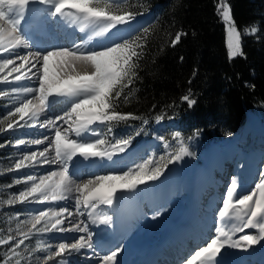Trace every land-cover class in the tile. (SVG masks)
Listing matches in <instances>:
<instances>
[{"label":"snow or ice","instance_id":"snow-or-ice-1","mask_svg":"<svg viewBox=\"0 0 264 264\" xmlns=\"http://www.w3.org/2000/svg\"><path fill=\"white\" fill-rule=\"evenodd\" d=\"M36 3L42 6H50L47 16L51 19L65 18L67 16L83 19L85 27L92 25L101 26L100 31L95 32L96 36H103L109 30L116 28L118 25H125L134 20L133 13H125L123 15H115L107 10L106 7H100L98 4L94 6V0H0V57L9 54L15 57L0 58V72L10 68V72L16 73L13 77L14 81L21 79L31 80L38 84V87H24L22 89L14 88V93L22 92L25 95L32 94L35 99H25L15 107L14 112L7 113L8 116H18L21 123L17 127H23L32 122L35 126L40 114L48 109L50 97H75L67 111L62 116L55 117V120H47L40 127L56 128V122L62 121L69 123V127L62 133L56 128L55 136L49 142V147L54 144L55 157L50 159L49 147H45L43 151H32L29 155H25L23 159L16 162V170L26 167L25 161H32L33 164L58 163L60 168L58 171L49 172L47 175L40 176L37 180L35 175L27 176V181L31 186L19 193L21 203L46 201H58L67 199V194L72 192L86 193L83 197L85 207L96 209L97 203L112 206L119 193L125 191H135L139 186L146 185L150 182L158 181L168 170V166L180 163L187 156L193 153L183 145L180 149L170 154L167 162L161 165L158 161L151 159L145 163H140L135 168H129L121 174H110L106 176H96L94 180H88L82 185L75 183L69 174L70 162L74 157L80 156L85 160L89 158L105 157L109 160L118 153L128 150L135 139L141 133L136 132L135 136L129 135L127 138L116 139L115 143L110 145L111 150L105 149L107 141L102 138L93 140L92 142H81L78 139L69 138V132H73L75 136L80 137L83 133L91 130L94 124H106L109 122H126L128 119L136 117L131 113L122 114L113 110V105L109 102L113 95L116 98L121 96L123 81L133 73L135 65L132 63L133 57H137V47L141 45L135 44V41L124 40L114 42L111 45L103 44L85 46V41L74 42L71 47H57L50 50H28L24 55H17L16 49L23 47L31 49L27 40L23 39L21 33L22 21L25 20L26 11L30 4ZM218 14L222 17L223 22L227 25V49L229 58L243 56L241 44V31L238 30L233 16L231 14L230 5L222 3L217 7ZM18 18H13L12 14ZM7 25V30L3 26ZM84 29L82 28L81 31ZM145 32L147 29L144 30ZM245 34L248 30L245 29ZM253 33L257 32V28H252ZM182 35L186 33H177L172 41L174 47L181 40ZM183 59V58H181ZM19 61V63H17ZM50 61H53V67L50 69ZM77 62L83 65H90L92 71L77 70ZM8 82L6 78H2ZM129 83L131 81L129 80ZM5 95L0 92V96ZM127 99V97H125ZM189 107L195 104V100L189 94L181 97ZM175 117H168L174 119ZM163 117L157 116L156 122L159 123ZM148 123L147 120L144 121ZM8 129H13V123L8 124ZM4 131V129H0ZM112 129L109 128V132ZM96 135H101L99 131H95ZM194 135L196 133L194 132ZM230 135V133L228 134ZM181 138V132L175 131L174 140ZM49 138L44 140H35L34 144H42ZM159 140L163 141L164 136H159ZM192 139V137H189ZM24 140H20L17 144H24ZM167 146V145H166ZM163 159V157H161ZM153 164V167H148ZM260 181L255 185L249 194L239 195L237 198L238 184L236 179L226 189V194L222 198V207L218 209V222L215 228L216 235L206 244L188 257L184 264H218L217 257L226 247L234 249L247 250L252 246L258 245L264 241V168L260 171ZM20 183V181H16ZM107 188L105 189V185ZM37 197L39 199H37ZM31 198V201L30 199ZM14 199H9L8 204H14ZM80 197H76V208L79 212ZM67 212L68 217L73 214L68 212L66 208H61L59 212L48 208L45 211H39L38 214L31 217L32 227L27 233H20L21 239L14 247H19L24 240L29 237L33 230L40 233H47L55 230L59 233L79 232L82 233L75 239L74 243H60L58 250L54 256H61L68 253H80L81 250H92L93 239L96 232L91 231L88 224L73 223L71 228L62 227L64 213ZM81 215L83 213H80ZM162 213L158 210L150 218L156 219ZM88 216L92 224L112 227L113 216L100 215L93 216L91 212ZM233 218L239 223L232 224L230 229L226 230L225 225L232 221ZM55 223H51L52 220ZM51 223V228L48 224ZM43 225V227H38ZM245 229H256L258 234H243L239 239H233L236 233H242ZM14 237L9 236L8 241H13ZM8 241L0 240V244ZM123 251V247H116L99 257L101 264H115L118 254ZM96 257V253L91 254ZM49 260L53 256L48 257Z\"/></svg>","mask_w":264,"mask_h":264},{"label":"trees","instance_id":"trees-1","mask_svg":"<svg viewBox=\"0 0 264 264\" xmlns=\"http://www.w3.org/2000/svg\"><path fill=\"white\" fill-rule=\"evenodd\" d=\"M222 3L230 5L241 31L243 56L229 58L226 24L217 12ZM96 4L117 15L151 13L148 23L127 39L141 47L121 96L109 100L113 110L136 118L106 123L107 130L120 133L157 116H174L179 141L188 145L194 132L208 139L227 136L240 131L251 113H264V0H94ZM255 25L261 27L256 36L242 34ZM177 33L186 35L173 47ZM186 94L195 100L191 107L181 100ZM4 104L0 101V114ZM5 255L0 250V262Z\"/></svg>","mask_w":264,"mask_h":264},{"label":"rangeland","instance_id":"rangeland-1","mask_svg":"<svg viewBox=\"0 0 264 264\" xmlns=\"http://www.w3.org/2000/svg\"><path fill=\"white\" fill-rule=\"evenodd\" d=\"M110 1H121V0H110ZM13 18H18L15 16V13L12 14ZM51 22V18H49ZM52 23V22H51ZM50 23V24H51ZM54 23V22H53ZM52 23V24H53ZM5 29L7 30V25L4 26ZM141 27V26H140ZM140 27L135 28L129 35L123 37L121 40L117 42L123 43L124 40H127L130 35L137 31ZM257 28L258 31L253 33L251 31L252 28ZM245 29L248 30L247 34H245ZM261 30V27L258 25L255 26H250V27H245L243 29L242 34L244 36H256ZM226 31H227V25H226ZM21 36L23 34L21 33ZM111 45V44H108ZM107 45V46H108ZM66 47V46H64ZM23 47H20L19 50L16 51L17 55H24L28 50L31 49H25L24 51H20V49ZM51 49V48H50ZM46 49V50H50ZM53 49V48H52ZM36 49L34 48L32 51H35ZM0 58H12L15 59L14 56L5 54ZM54 62L50 61V69H52ZM77 70L83 72L84 70L87 71H92V67L90 65H83L77 62ZM16 75V73L10 72L9 69H5L3 72H0V92H4L5 95L0 96V101L5 102L4 104V111L2 114H0V129H4V131H0V240H5L8 241V237L12 236L14 237L13 241H8L5 244H0V250L2 252H5L6 255L3 259V261L0 262V264H48L50 261H52L54 258L57 256H54V253L58 250V243H61V236L63 233L56 232L55 230L47 233H40L36 232L35 230L32 231V233L29 235L27 239L24 240L23 244H20L19 247H14V244H18L19 240L21 239L20 233H27L29 229L32 227L31 225V217L38 214L39 211H42L46 207H50L51 204H57L59 202L63 203L65 207H68V198L65 200H58V201H46L43 203L39 202H28V203H21L19 200V193L21 191H24L26 188L30 187L31 184L30 182L27 181V176L29 175H35L38 178L37 173L44 167L47 168V166L53 164V163H47V164H41L39 167L36 164H33L32 161H25L26 167L20 170H16L15 164L18 160L23 159L25 155H29L30 149L34 147L33 141L39 139V140H44V135L38 134L36 136H32V131L38 127L37 124L35 126H32V122L29 121L28 124L24 125L23 127H17V124L21 123L19 121V118H16L12 120L9 123H13V129H8V124H5V122L10 118V116L7 115L8 112L12 111L14 112L15 107L19 106L21 102H23L25 99H33V102L35 103V99L33 98L32 94L25 95L22 92L20 93H14L12 89L14 88H19L22 89L24 87H38V84H36L34 81L31 80H26V79H21L20 81H14L13 77ZM8 82H5L4 79ZM73 101L76 99L75 97L71 98ZM63 106H67L66 104ZM61 110H58L53 116H62L63 113H61ZM49 114V113H47ZM251 124L254 126V129L252 130L251 137L257 139L258 135V147H256L255 152L251 155L253 147L251 145V141L248 142V148L245 146V150L242 147H237L239 149V155L243 156V151H245L244 157L242 158V161L239 162V167L238 168H245V166H253L259 162V166L253 168V173L249 174L252 175L251 177H247L248 179L244 180V183L242 185H245V188L240 191V194H249L252 189L255 188V185L259 183L260 181V171L262 168H264V158L262 156L257 157L259 152L263 151V146L264 141L260 139L261 136L264 135V113H257V114H251ZM54 118V117H53ZM53 120V119H52ZM161 128H157V122L155 121L152 125H146L145 123L143 126H137V125H129L124 130L120 133H117L114 129L112 132H109L107 130V124H99L97 126V129L95 131H99L101 135H96L94 134V139L102 138L107 141V143H115L116 139H121V138H127L129 135L135 136L136 132L140 131H145L146 133H150V137L156 138V142H160V145L158 146H152L149 148V150H146L143 152L144 156L141 157L140 159L136 160L133 163H130L127 168L122 170V172L127 171L129 168H135L137 164L140 163H145L147 160L151 159L153 161H158L161 165L165 164L167 160L170 158V154L178 151L180 147L183 145L184 147H187L191 153H193L192 156H187L184 158V160L180 163H175L171 164L168 166V169L172 171L175 169L176 165L183 166L185 171L190 172V177L188 180H182L180 179L179 181L183 182L184 185H188V189L191 188L190 182L192 179V163L194 161H197L199 158H201L200 155L202 153H199V150L201 149L202 143H205V139L203 138L204 135L202 133H197V135L191 136L192 139L188 140V145H185V143H182L179 140H174L173 139V134L175 131H177L176 128H173L176 126L175 120L174 119H165L163 118L161 122ZM57 128L59 130L61 129L62 125H59V123L56 122ZM66 128H68L66 126ZM95 133V132H94ZM164 136V140L161 141L158 139L159 136ZM55 136V135H54ZM72 136L71 131L69 132V137ZM136 137V136H135ZM76 139V138H75ZM24 140V144H17L18 141ZM106 143V144H107ZM49 144V142H48ZM47 144V147H48ZM262 144V145H261ZM167 145V146H166ZM53 147V145L51 146ZM49 147V148H51ZM111 149V148H109ZM238 155V156H239ZM251 155V157H250ZM259 156V155H258ZM163 157V159H161ZM250 157V158H249ZM54 165V164H53ZM52 165V166H53ZM74 165V161L70 162L69 169ZM57 166L59 167V164L57 163ZM57 166H54L51 170L52 171H58ZM153 164H149L148 167H153ZM60 168V167H59ZM43 170V169H42ZM236 166L233 167V172H235ZM232 171V168H231ZM122 172H113V171H106L105 172H98L95 174H86L83 173L82 175H78V177H75L71 174V170H69L70 176L73 177L75 180H80L85 178L86 181L88 180H94L96 176H106L110 174H121ZM231 172L232 174H234ZM172 174V173H171ZM173 175V174H172ZM179 177V176H178ZM241 177V175H240ZM239 177V179H240ZM173 178V176H172ZM16 181H20V183H16ZM81 181V180H80ZM78 181V182H80ZM228 181V180H227ZM232 182H228L226 185L229 187ZM239 186V184H238ZM84 195V193H83ZM83 195L80 198V207L81 206V200L83 199ZM68 197V196H67ZM9 199H14L16 202L14 204H8L7 201ZM31 201V198H29ZM37 199H39L37 197ZM193 202V200H192ZM46 203H49L48 205ZM196 203L200 204L199 208H194L191 211V214H193V211L195 212L202 211L204 209V201H197ZM47 205V206H46ZM79 207V208H80ZM76 210V204L74 207ZM81 211L84 212L86 209H82ZM190 215V214H188ZM84 215H82L83 217ZM62 218V217H61ZM87 219V216H86ZM84 219V222L87 224V220ZM200 219V218H199ZM54 220L51 221L53 223ZM208 222V219H203L201 218L200 220H197L193 222L198 225V229L202 233V235H205L204 228L201 227L202 223ZM51 223L48 224V227L51 228ZM84 223V224H85ZM211 225V223H208ZM38 227H43V225L38 226ZM215 225H213V228ZM69 228V227H66ZM216 228V227H215ZM214 231L212 234H210L207 239L204 240L203 243H208L210 242V239L214 238L216 235ZM91 230V229H90ZM92 231V230H91ZM257 233V231H256ZM81 235V233H78L76 237ZM204 237V236H202ZM142 239V237H140ZM154 240V239H153ZM150 244H154L155 241L151 242L148 240ZM262 242V241H261ZM264 242V241H263ZM202 244V243H201ZM200 245V244H198ZM258 245L252 246L250 249L251 253H255L258 250ZM249 252V253H250ZM83 253L82 256L77 257L76 259H70V258H64L60 259L58 261H52L50 264H71L72 260L78 261V264L84 263L86 260H91L92 253H96L97 258L95 262H92L90 264H101V261L99 257L101 255L98 254V251L96 248L93 247L92 250L84 251L81 252ZM191 253V252H190ZM188 254V253H187ZM194 254V253H191ZM239 254V253H238ZM104 255V254H102ZM53 256V259L49 260L48 257ZM39 257V258H38ZM36 259V261H35ZM249 259V257H248ZM252 259V258H251ZM158 260V259H157ZM158 263L161 262L162 259L157 261ZM88 262V261H87Z\"/></svg>","mask_w":264,"mask_h":264},{"label":"bare ground","instance_id":"bare-ground-1","mask_svg":"<svg viewBox=\"0 0 264 264\" xmlns=\"http://www.w3.org/2000/svg\"><path fill=\"white\" fill-rule=\"evenodd\" d=\"M37 8H43V12L44 10H46V14L50 8V6H42L39 4H35V6H28L27 11H26V16H25V20L22 21V28L24 25V22L27 20L26 18H31L34 15L37 17ZM45 14V15H46ZM56 20L59 19L55 18ZM55 19H51V22L53 23V21ZM148 20V16L147 15H139L137 16V18H135L133 21H131L128 24L125 25H118L116 28L109 30L108 33H105L103 36H96L95 32L100 31V27L101 26H97V25H92L87 28V31L90 35H93L94 38L97 39H102V40H108L110 38L112 39H122L123 37L127 36L130 32H132L135 28L140 27L141 24L147 22ZM45 21L49 24L51 23L49 20L48 16H45ZM80 24L82 26H85V22L83 21V19H79ZM3 26H6V24H4ZM60 34V33H59ZM23 39L27 40V42L29 43V45L31 46V50H33L34 48L36 50H43V49H39L37 46V44L34 43H30L28 37L26 35L23 34ZM114 42V41H113ZM112 42V43H113ZM107 46V45H106ZM57 47H64L61 45H53V46H49L46 47L44 50L46 49H52V48H57ZM68 47V46H66ZM19 50V48L16 49V51ZM25 48H21L20 51H24ZM27 53V52H26ZM17 63H19V61H17ZM75 102V100L71 101L69 97H50L49 98V107L47 110H45L44 112H42L38 118V120L36 121V124L38 125V127H36L33 131H32V136L34 139V136L36 135H44L47 136L49 139L47 141H44V143L42 144H35L34 147L32 149H30L29 153H31L32 151L37 152V157L39 158V152L43 151V149L45 147H47L48 142L52 141L54 139V135H55V131L57 128H52V127H44L41 128L40 125L44 124L47 120H55V116H53V114H55L56 112H58V110H61V113H64L65 111L68 110V108L70 107L71 103ZM67 105V106H63V105ZM49 113V114H47ZM54 117V118H53ZM31 122V121H30ZM57 123H59V125H62L60 131L63 133L64 130L66 129V126H68V123H64L62 121H57ZM98 126V125H97ZM161 124L157 123V128H161ZM44 133V134H43ZM72 133V136L69 137L71 139H75L76 136ZM244 134H241L240 136L236 137L234 142L227 147L226 145L222 144L221 148L218 151V155L222 154L223 152H225V157L221 158V157H217L218 160L217 162L219 163L218 166H216L210 173V177L208 179H206L205 177L201 178L202 181H204V185L201 189V191L199 190L198 193L195 192V190L192 189V186L196 180L195 178V172L194 169H192V179L190 182L191 186V190L188 189V185H184L183 182L179 181L180 179L184 180H188L190 177V172L189 171H185L183 166H179L176 165L175 169H173L171 171V173L173 174V187H172V192L171 195L169 196V198L166 200V204L162 207V208H158L157 210L154 211L157 212L158 210L162 213V215H160L158 218L156 219H152L150 217H152L154 215V213L147 219V224L146 225H142L140 227V229L138 230V237L135 241V244L133 245V255L131 257V262L132 264H136L138 262H140V264H176V261L178 262L179 260L184 259L180 264H184L185 260L190 257L191 253H194L196 250H198L200 247L206 246V241L205 243L204 240L207 239V237L212 234V232L214 231V228L217 227V222H218V209L219 207H222V198L225 196L226 194V185L228 182H232V180L235 178L237 184H239L238 189H237V198L240 194V191L243 190L245 188V185H242V183H244L245 179H248L247 177H251L253 173V168L259 166V162L255 165L251 166H245V168H238L239 162L242 161L243 156L239 155V149L237 148V143L242 145V148H245V146H247L248 148V142L244 141ZM261 140L264 141V135L260 137ZM35 140V139H34ZM89 142V141H88ZM92 142V141H90ZM253 150L251 155L255 152L254 149H256V147H258V135H257V139L253 138V141L250 142ZM260 143H263L260 141ZM259 143V144H260ZM160 145L159 142H155V140L152 139H145L140 143H137L132 151H133V155L134 158L131 160L132 162H135L136 160L140 159L141 157L144 156L143 152L146 151L148 149V147L150 146H158ZM262 145V144H261ZM214 146H216V144H214ZM49 147V144H48ZM227 147V148H226ZM263 148L262 152H259V156L257 155V157L262 156V158H264V144L263 146H261ZM124 153V152H123ZM123 153H119V154H123ZM46 155L49 156L50 159H53L55 157V152H54V144L53 147L49 148V153H47ZM239 155V156H238ZM250 155V157H251ZM206 156V154H205ZM249 157V158H250ZM106 158V157H105ZM109 160V159H108ZM125 160V159H124ZM75 161V160H73ZM120 161V160H119ZM90 163V162H89ZM88 163V165H89ZM54 164V163H53ZM51 164L49 166L42 168L38 173V178L40 176L43 175H47L49 172H51L52 168L54 166H57L56 164ZM38 165V167L41 164H36ZM53 165V166H52ZM88 165L84 166L83 164H81V162L77 161V164H74L69 170H71V174L75 177H78V175H82L83 173L86 174H95L98 172H105V169L110 171V168H99L98 164H94V159L92 160V164H90L91 166L88 167ZM236 166V170L235 172H233V167ZM58 167V166H57ZM60 167V165H59ZM59 167L57 168V170H59ZM121 167V168H120ZM121 171H118V173L122 172V166H119ZM232 168V171H231ZM231 172H233L234 174H232ZM198 175L200 174V172H197ZM241 175V177H240ZM179 176V177H178ZM201 176V175H200ZM240 177V179H239ZM81 180V181H80ZM80 180H75V183L78 185H82L84 183H86L87 181L85 180V178L80 179ZM190 180V179H189ZM228 180V181H227ZM80 181V182H78ZM107 188V184L105 185V189ZM86 193H84L85 195ZM83 195V193H78V192H72L67 194L68 196V207L66 208L65 205L61 202L57 203V204H51L50 207L53 211L59 212L61 208H66L68 210V212H71L73 214L72 217H68L67 212L64 213L62 219L64 220V223L62 225V227L66 228L69 227L71 228L73 223L79 224L80 226H83L84 219H86L87 216V212L81 211L82 209H87L88 208L85 207L84 203H83V199L81 200V206L79 208V212L74 208L75 204H76V197L79 196L81 198V196ZM83 195V197H84ZM201 196V201H204L205 203V207L202 211H193V214H191V211L194 208H199L200 204L196 203L197 201H199L198 197ZM193 200V202H192ZM47 208V209H48ZM80 213H83L82 215H84L82 217V215ZM190 214V215H188ZM201 218L203 219H208V222L206 223H202L201 227L204 228L205 231V235H202V233L200 232V230L198 229V225L195 223V225L193 224V222L200 220ZM54 220V219H53ZM88 221V219H86ZM55 223V220L54 222ZM208 223H211V225H209ZM234 223H239V221L235 220V218H233L232 221L228 222L227 225H225L226 230L230 229L232 224ZM87 224L89 225L90 229L92 228L89 221L87 222ZM213 225H215V227L213 228ZM92 230V229H91ZM257 231V233H256ZM79 232H65L62 234L61 238V243H74L75 239L78 238L76 237V235ZM82 234V233H81ZM243 234H258V230L256 229H245L244 232L242 233H236L233 237V239H239L240 235ZM204 236V237H202ZM140 237H142V239H140ZM22 238V237H20ZM154 239V240H153ZM97 239H93V247H97ZM149 241L153 242L155 241L154 244H150ZM211 240V239H210ZM200 244L197 247H195V249H193L191 251V253L187 254L190 250V247L196 245V244ZM202 243V244H201ZM263 243V241L261 242ZM60 243H58L59 245ZM250 249L247 250H243V249H234L231 247H226L225 249L222 250L221 253H225L227 255L232 254V260L230 262V264H247L244 263V261H247L248 257H244V258H238V256H243L245 253L246 255H251V257H256L258 262L256 264H264V255L262 254L261 256L255 255V254H250ZM98 250V248H97ZM86 252L88 250H81V252ZM99 251V250H98ZM261 248L258 250V252H261ZM65 253L62 254L59 257L54 258L52 261H58L60 259H64V258H70V259H76L77 257H80L83 255V253ZM220 253V254H221ZM239 253V254H238ZM219 254V255H220ZM260 257V258H259ZM39 258V257H38ZM96 257H93L91 260H86L84 261V263L82 264H90L92 262L96 261ZM158 259V260H157ZM160 259L161 262L158 263L156 262L159 261ZM244 260V261H243ZM36 261V259H35ZM52 261H50L48 264L52 263ZM88 261V262H87ZM251 261V260H248ZM71 264H78V261L76 260H72Z\"/></svg>","mask_w":264,"mask_h":264},{"label":"water","instance_id":"water-1","mask_svg":"<svg viewBox=\"0 0 264 264\" xmlns=\"http://www.w3.org/2000/svg\"><path fill=\"white\" fill-rule=\"evenodd\" d=\"M145 23L141 24V25H144Z\"/></svg>","mask_w":264,"mask_h":264}]
</instances>
